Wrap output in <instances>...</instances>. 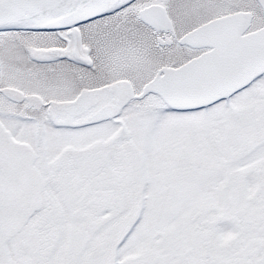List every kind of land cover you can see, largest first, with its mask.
Listing matches in <instances>:
<instances>
[{
  "label": "snow or ice",
  "instance_id": "snow-or-ice-1",
  "mask_svg": "<svg viewBox=\"0 0 264 264\" xmlns=\"http://www.w3.org/2000/svg\"><path fill=\"white\" fill-rule=\"evenodd\" d=\"M0 264H264V0H0Z\"/></svg>",
  "mask_w": 264,
  "mask_h": 264
}]
</instances>
